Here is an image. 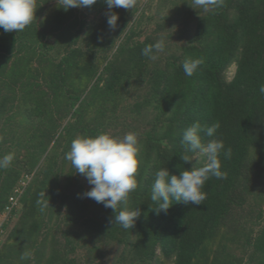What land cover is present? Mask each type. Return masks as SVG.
I'll use <instances>...</instances> for the list:
<instances>
[{"label":"trees","instance_id":"trees-1","mask_svg":"<svg viewBox=\"0 0 264 264\" xmlns=\"http://www.w3.org/2000/svg\"><path fill=\"white\" fill-rule=\"evenodd\" d=\"M140 3L127 14L114 10V30L104 0L68 11L36 0L23 31L0 28V157L14 153L0 169V220L23 188L4 223L0 264H264V0H224L208 12L172 0L150 33ZM183 14L188 27L175 33L168 23ZM160 39L158 60L142 55ZM197 58L204 63L186 76L183 63ZM196 121L219 123L215 136H201L231 149L230 158L220 155L227 176L205 182L204 204L173 201L157 214L155 172L178 176L206 163L181 144ZM129 132L140 150L127 209L140 215L124 229L114 217L125 206L115 213L84 197L92 185L65 154L77 137Z\"/></svg>","mask_w":264,"mask_h":264},{"label":"clouds","instance_id":"clouds-1","mask_svg":"<svg viewBox=\"0 0 264 264\" xmlns=\"http://www.w3.org/2000/svg\"><path fill=\"white\" fill-rule=\"evenodd\" d=\"M59 7L68 11L74 7H91L98 0H57ZM109 14L107 23L109 28L115 29L119 19L118 14L112 13L113 8L135 9L137 0H104ZM224 0H192L194 9L214 11L223 6ZM37 9L36 0H0V28L4 32L17 30L23 31L35 18ZM166 50L163 39L154 44L146 45L142 49V55L156 61L159 55ZM203 59L197 58L185 60L182 65L186 76H192ZM259 94L264 95V84L259 87ZM220 125L213 123L211 126L201 125L199 121L193 122L183 132L181 144L186 153H200L206 156L204 166L191 170L180 171V174H170L169 170L161 167L155 172V178L151 185V200L156 203L153 208L157 214L167 212L172 202L191 203L194 205L204 204L207 193L203 191L205 182L210 178L224 179L227 173L221 170V152L225 158L231 157V149L225 150L223 140L212 139L206 144L202 141L201 133L213 137ZM0 139H3L0 137ZM139 140L138 134L129 132L123 138L114 137L108 133H100L94 137L82 136L75 138L71 143L70 151L65 154V159L71 162L76 173L82 174L92 185L91 189L83 196L91 198L97 203H102L105 208H111L116 213L114 223L124 229L133 228L136 218L140 215L138 209L128 210L129 194L138 187L137 175L139 167ZM180 159L187 163L192 160L188 154H183ZM14 160V153H7L0 157V169L8 168ZM40 203V201H38ZM44 204L41 208L48 207ZM29 254L24 253L21 259H28Z\"/></svg>","mask_w":264,"mask_h":264},{"label":"rangeland","instance_id":"rangeland-1","mask_svg":"<svg viewBox=\"0 0 264 264\" xmlns=\"http://www.w3.org/2000/svg\"><path fill=\"white\" fill-rule=\"evenodd\" d=\"M172 0H141V3L139 4L140 7L141 6H145L144 10H145V17L143 19V27L142 29H144L146 32L145 33H150L154 30V28L156 27V23L161 21L160 23H165L164 17L165 14H170L171 9H172ZM147 5V6H146ZM164 8V11H163ZM118 8H113L111 10L112 13H115L114 10H116ZM120 12H125L126 14L133 10V9H125V8H120L119 9ZM162 11V12H161ZM123 12V13H124ZM106 13V12H105ZM104 13V16H105ZM109 14V11H108ZM104 18V17H103ZM188 16H186L185 14L181 15L180 18L178 20H175L173 23H168L169 26L171 25L172 28L176 31H179L180 28H186L188 27L184 25V23H186L187 21L185 19H187ZM170 26V27H171ZM163 30L162 33L166 34L169 33L170 31H174V30ZM235 69L236 66L232 65L230 67V69L227 72L228 78L231 79L235 73ZM9 213H6L2 216L1 219L6 218L5 215H8ZM9 219H11V217H9ZM13 222L12 225L15 223V221L17 220V218H13ZM12 220V219H11ZM7 236V232L5 233V238ZM5 238L3 239V241L5 240Z\"/></svg>","mask_w":264,"mask_h":264},{"label":"built area","instance_id":"built-area-1","mask_svg":"<svg viewBox=\"0 0 264 264\" xmlns=\"http://www.w3.org/2000/svg\"><path fill=\"white\" fill-rule=\"evenodd\" d=\"M22 185H26V182H22ZM23 192V188L22 187H18L16 189V193L17 195L13 196L10 198V205L7 207L6 211L4 214L6 213H9L8 215H5L6 218H3L0 220V242L3 241V239L5 238V233H6V230L4 228V223L9 220V217H10V211L12 208L18 206V202H19V196L20 194Z\"/></svg>","mask_w":264,"mask_h":264}]
</instances>
